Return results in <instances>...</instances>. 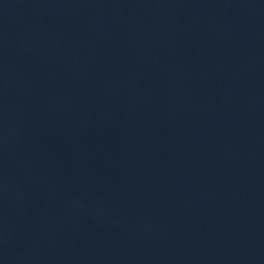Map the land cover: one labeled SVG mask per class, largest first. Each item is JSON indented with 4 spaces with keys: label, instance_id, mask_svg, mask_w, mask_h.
I'll return each mask as SVG.
<instances>
[{
    "label": "water",
    "instance_id": "1",
    "mask_svg": "<svg viewBox=\"0 0 264 264\" xmlns=\"http://www.w3.org/2000/svg\"><path fill=\"white\" fill-rule=\"evenodd\" d=\"M31 0H0V65Z\"/></svg>",
    "mask_w": 264,
    "mask_h": 264
}]
</instances>
